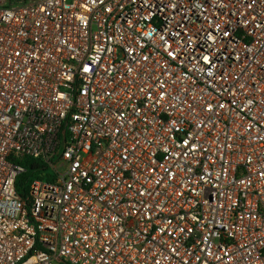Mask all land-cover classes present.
<instances>
[{
	"label": "built area",
	"instance_id": "obj_1",
	"mask_svg": "<svg viewBox=\"0 0 264 264\" xmlns=\"http://www.w3.org/2000/svg\"><path fill=\"white\" fill-rule=\"evenodd\" d=\"M0 264H264V0H0Z\"/></svg>",
	"mask_w": 264,
	"mask_h": 264
},
{
	"label": "trees",
	"instance_id": "obj_2",
	"mask_svg": "<svg viewBox=\"0 0 264 264\" xmlns=\"http://www.w3.org/2000/svg\"><path fill=\"white\" fill-rule=\"evenodd\" d=\"M19 163L25 167V171L18 176L16 185L18 194L24 199L30 197V186L33 181L36 179L52 181L55 178L49 166L39 160L26 157Z\"/></svg>",
	"mask_w": 264,
	"mask_h": 264
}]
</instances>
